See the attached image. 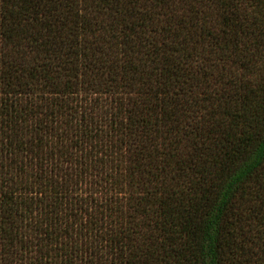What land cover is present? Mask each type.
<instances>
[{
	"label": "trees",
	"instance_id": "obj_1",
	"mask_svg": "<svg viewBox=\"0 0 264 264\" xmlns=\"http://www.w3.org/2000/svg\"><path fill=\"white\" fill-rule=\"evenodd\" d=\"M0 264H264V0H0Z\"/></svg>",
	"mask_w": 264,
	"mask_h": 264
}]
</instances>
